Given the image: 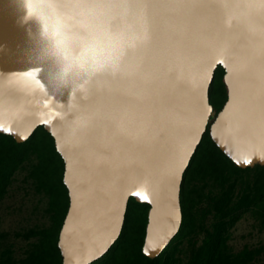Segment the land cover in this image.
<instances>
[{
    "label": "water",
    "instance_id": "water-1",
    "mask_svg": "<svg viewBox=\"0 0 264 264\" xmlns=\"http://www.w3.org/2000/svg\"><path fill=\"white\" fill-rule=\"evenodd\" d=\"M141 3L199 6L220 5V0ZM23 16L22 0H0V124L4 125L0 132L25 142L44 126L55 139L65 162L70 198L59 237L63 264H92L109 252L122 234L132 197L150 204L143 252L160 255L182 227L185 173L208 129L236 164L264 165V62L257 58L247 74L240 75L242 61L234 63L215 47H207L194 30H187L191 50L179 61V75L190 82V90L178 91L175 105L165 111L162 123L167 134L161 136L157 130L145 153L118 154L112 171L101 172L100 157L79 149V137L68 123L71 88L59 81L55 62L44 54L36 24L25 23ZM220 65L228 98L217 112L210 91ZM32 68L40 69L35 79L25 75ZM79 102L74 98L71 104Z\"/></svg>",
    "mask_w": 264,
    "mask_h": 264
},
{
    "label": "trees",
    "instance_id": "trees-1",
    "mask_svg": "<svg viewBox=\"0 0 264 264\" xmlns=\"http://www.w3.org/2000/svg\"><path fill=\"white\" fill-rule=\"evenodd\" d=\"M37 130L25 142L0 132V264H63L59 237L70 206L65 162L52 134L44 126ZM203 146L185 173L184 220L170 245L157 257L143 252L150 204L132 197L124 228L135 213L140 223L134 237L121 234L92 264H264L263 241L242 248L232 243L244 217L264 230V165L236 164L210 129L197 154Z\"/></svg>",
    "mask_w": 264,
    "mask_h": 264
},
{
    "label": "snow or ice",
    "instance_id": "snow-or-ice-1",
    "mask_svg": "<svg viewBox=\"0 0 264 264\" xmlns=\"http://www.w3.org/2000/svg\"><path fill=\"white\" fill-rule=\"evenodd\" d=\"M235 14L237 21L228 28L221 5L133 6L131 20L138 28L147 27L150 40L130 50L118 75L99 78L78 104L70 102L68 106V123L79 137V149L100 157L101 172L112 171V160L118 154L145 153L157 130L161 136L167 134L162 123L165 111L175 105L178 91L190 90V82L179 75V61L191 50L187 30H194L207 47H215L234 63L242 61L240 75H246L257 58L264 62V36L254 31L255 17L240 5L235 6ZM39 72V68H32L25 75L35 79ZM171 179L174 183L175 176ZM135 195L149 199L140 192Z\"/></svg>",
    "mask_w": 264,
    "mask_h": 264
},
{
    "label": "clouds",
    "instance_id": "clouds-1",
    "mask_svg": "<svg viewBox=\"0 0 264 264\" xmlns=\"http://www.w3.org/2000/svg\"><path fill=\"white\" fill-rule=\"evenodd\" d=\"M141 0H22L25 23L34 22L44 54L57 66L59 81L71 88L70 102L88 94L105 75H118L130 50L151 34L131 20ZM225 26L237 21L235 6L255 17L254 31L264 36V0H220ZM119 21V22H118ZM31 34V29H30Z\"/></svg>",
    "mask_w": 264,
    "mask_h": 264
},
{
    "label": "rangeland",
    "instance_id": "rangeland-1",
    "mask_svg": "<svg viewBox=\"0 0 264 264\" xmlns=\"http://www.w3.org/2000/svg\"><path fill=\"white\" fill-rule=\"evenodd\" d=\"M225 69H217L214 82L212 84L214 103L216 107L220 110L226 100L227 93L225 91ZM218 110V111H219ZM36 135L38 137L43 136L42 130H37ZM208 145V144H207ZM206 149V146H203L200 153L194 155V162H197L201 153ZM138 216L134 213L132 217L128 220L126 227L123 230L121 238H133L139 226ZM264 242V230L259 231L258 228L253 227V219L249 217L242 218L237 226L234 229L232 243L236 248H242L245 244H258Z\"/></svg>",
    "mask_w": 264,
    "mask_h": 264
},
{
    "label": "flooded vegetation",
    "instance_id": "flooded-vegetation-1",
    "mask_svg": "<svg viewBox=\"0 0 264 264\" xmlns=\"http://www.w3.org/2000/svg\"><path fill=\"white\" fill-rule=\"evenodd\" d=\"M210 101H211V103L213 104L214 109L217 111V109H216V107H215V105H214V103H213V99H212V90L210 91Z\"/></svg>",
    "mask_w": 264,
    "mask_h": 264
}]
</instances>
